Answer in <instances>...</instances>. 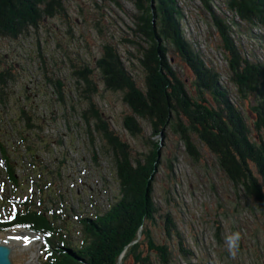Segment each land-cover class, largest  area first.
I'll list each match as a JSON object with an SVG mask.
<instances>
[{
  "label": "trees",
  "instance_id": "trees-1",
  "mask_svg": "<svg viewBox=\"0 0 264 264\" xmlns=\"http://www.w3.org/2000/svg\"><path fill=\"white\" fill-rule=\"evenodd\" d=\"M132 1L139 13L133 30L141 41L128 40L139 52V55L130 52L129 58L139 61L145 75L144 87L138 86L122 56L110 44H105L97 66L105 86L122 92L124 102L131 109V114L124 117L126 129L133 136L143 135L139 120L142 119L149 122L151 138L157 141H149L147 153L133 155L131 146L115 134L96 108L93 97L98 84L91 77L92 68L73 66L78 93L89 105L82 114L87 133L93 138V132L97 131L108 145L119 188L105 212L99 210L92 217H80L78 225L69 213L64 214L69 210L63 206L68 192L52 188L46 181L50 172L40 169L37 173L36 165L26 166V177L38 187L41 206L33 198L26 199L12 221H0V230L27 225L47 233L49 242L42 264H119L123 253V264H128L131 258L133 264H173L175 257L190 262L191 252L185 247L186 239L179 225L171 212L163 214L155 198L154 183L162 165L160 142L168 132L179 137L195 161L202 155L201 146L207 148L235 192L245 202L254 203L264 218V0H224L223 6L217 0H200L218 33V48L226 62L223 68L204 58L187 39L182 23L184 12L178 0ZM65 12V0H0V36L19 38L38 28L45 19ZM243 36L259 49L246 46ZM175 52L193 74L192 90L186 88L173 67ZM41 69L58 104L65 105L62 82L51 79L44 66ZM11 79V70H0L2 104L10 95L4 90ZM3 111L16 128L25 126L43 131L26 107L15 118L6 108ZM39 134L35 136L44 140ZM30 139L21 142L26 144ZM52 145L49 136L45 144L48 154L53 153ZM0 147L7 159V151L3 145ZM29 149L34 148L29 146ZM93 159L96 160L95 155ZM56 161L51 159V164H57ZM6 168L14 187L19 186L17 166L7 164ZM169 168L172 170L173 164ZM57 169L59 178L64 176L60 166ZM57 197L62 203L60 214L53 207L48 211L49 205L59 200ZM167 201L171 202V197ZM159 229L163 232L156 233ZM216 236L222 241L219 233Z\"/></svg>",
  "mask_w": 264,
  "mask_h": 264
},
{
  "label": "rangeland",
  "instance_id": "rangeland-1",
  "mask_svg": "<svg viewBox=\"0 0 264 264\" xmlns=\"http://www.w3.org/2000/svg\"><path fill=\"white\" fill-rule=\"evenodd\" d=\"M178 1L184 12L182 23L187 39L204 58L220 68L226 67L218 48V33L211 26V18L201 1ZM217 4L223 6L224 0H217ZM65 5L64 14L45 19L38 28L30 29L19 38L0 36V70H11L13 77L4 90L10 95L5 98V103H0V146L3 145L8 153L5 154L7 164L17 166V174L25 171L22 165L29 168L33 164L37 166L36 171L50 172V179L46 181L52 188L68 192V196L63 198V206L69 210L64 214L69 213L76 221L74 223L79 225L80 217H92L99 210L105 212L114 201L119 186L108 145L97 131L93 132V138L87 133V122L82 114L89 105L78 93V78L74 75L73 66L92 68L94 74L91 77L98 84V92L93 97L96 108L115 134L131 146L133 155L138 157L147 153L149 141H157V138H151L150 124L142 119L139 120L143 135L133 136L126 129L124 117L131 114V109L124 102L122 92L105 86L97 66L104 55L105 44H110L118 50L138 86L144 87L145 75L139 61L135 57L129 58L130 52L135 55L139 52L128 40L141 41L133 30L136 27L135 16L139 14L134 2L65 0ZM242 41L250 48L259 49L245 36ZM173 57L172 64L178 77L186 88L192 90L190 68L177 52ZM41 66L49 72L51 79L57 78L62 82L65 105L58 104ZM23 107L30 111L33 121L40 123L42 132L25 126L24 129L22 126L16 128L3 111L6 108L15 118L21 115ZM91 126L95 129L93 124ZM37 133L44 140L37 138ZM49 136L53 139L51 154L45 148ZM29 138L26 144L21 142V139ZM162 140V165L154 183L156 203L163 214L171 212L174 216L186 239L185 247L191 252L190 262L178 261L175 257L173 264H264V218L257 212L256 205L245 202L235 192L207 148L201 146L202 155L195 161L177 135L168 132ZM29 146L34 149L31 151ZM53 158H57L56 162L62 169L64 176L61 178L55 172L59 166L51 164ZM61 160L63 163L59 164ZM170 163L173 164L172 170ZM7 164L0 147V219L11 215L12 209H8L15 208L11 205H17L18 198L25 199L36 190L33 182L28 180L30 185L26 183L24 191L18 192V188L6 179ZM169 197L171 202L167 201ZM60 206V202L54 205L59 214ZM234 231L239 232L240 241L235 254H229L224 238ZM218 233L222 241L217 239ZM1 238L7 240L5 235L0 237V241ZM10 244L15 264H37L33 253H38L39 245L35 241L29 247L14 242ZM128 264H133V258Z\"/></svg>",
  "mask_w": 264,
  "mask_h": 264
},
{
  "label": "clouds",
  "instance_id": "clouds-1",
  "mask_svg": "<svg viewBox=\"0 0 264 264\" xmlns=\"http://www.w3.org/2000/svg\"><path fill=\"white\" fill-rule=\"evenodd\" d=\"M240 241L239 232H232L228 234L224 238V244L226 245V249L229 254H235L236 249L238 248V243Z\"/></svg>",
  "mask_w": 264,
  "mask_h": 264
},
{
  "label": "water",
  "instance_id": "water-1",
  "mask_svg": "<svg viewBox=\"0 0 264 264\" xmlns=\"http://www.w3.org/2000/svg\"><path fill=\"white\" fill-rule=\"evenodd\" d=\"M141 233L139 236L141 237ZM12 252V248L8 244L0 243V264H12L10 254ZM119 264H122L121 260Z\"/></svg>",
  "mask_w": 264,
  "mask_h": 264
},
{
  "label": "bare ground",
  "instance_id": "bare-ground-1",
  "mask_svg": "<svg viewBox=\"0 0 264 264\" xmlns=\"http://www.w3.org/2000/svg\"><path fill=\"white\" fill-rule=\"evenodd\" d=\"M4 235L7 237V240L9 242L20 243V244L25 243L30 238L29 235L20 234V233H13V234H1L0 233V237ZM27 247H29V244L27 245Z\"/></svg>",
  "mask_w": 264,
  "mask_h": 264
}]
</instances>
